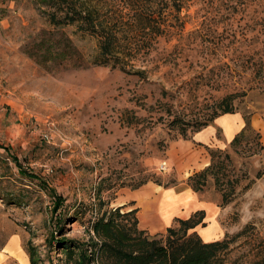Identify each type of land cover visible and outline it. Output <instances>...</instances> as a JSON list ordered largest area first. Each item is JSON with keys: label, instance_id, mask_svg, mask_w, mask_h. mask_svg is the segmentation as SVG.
<instances>
[{"label": "rangeland", "instance_id": "374dc122", "mask_svg": "<svg viewBox=\"0 0 264 264\" xmlns=\"http://www.w3.org/2000/svg\"><path fill=\"white\" fill-rule=\"evenodd\" d=\"M188 2L184 20L166 18L174 29H121L124 51L139 47L121 70L56 64L49 9L36 0H0V246L17 232L16 250L25 254L32 245L40 263L56 264L57 239H86L99 198L110 208L127 202L138 218L140 206L126 193L156 191L188 202L170 206L166 217L156 206L153 222L138 218L141 229L164 233V222L177 226L203 210L196 228L204 240L251 225L230 242L227 264H263L264 0ZM62 31L86 59L96 52L95 36ZM224 107L251 129L236 142L205 147L208 164L196 171L204 183L194 191L200 177L189 180L187 172L193 175L200 155L189 142ZM230 118H222L228 137L236 127ZM209 226L218 232L204 238ZM14 251L0 255V264L21 261Z\"/></svg>", "mask_w": 264, "mask_h": 264}, {"label": "trees", "instance_id": "16d2710c", "mask_svg": "<svg viewBox=\"0 0 264 264\" xmlns=\"http://www.w3.org/2000/svg\"><path fill=\"white\" fill-rule=\"evenodd\" d=\"M37 4L49 9L46 11L49 22L56 26V64H71L74 68L90 65L118 67L127 70L126 53L121 43V29H174L166 19L176 14L183 20L189 16L188 0H36ZM184 12L182 13V10ZM182 15V16H181ZM72 26L77 31L95 36L96 52L88 60L73 44L62 29ZM43 60L52 58L49 48H45ZM228 107L222 112L232 113ZM215 115L214 117L218 116ZM245 125L233 137L230 143L238 141L245 131L251 129L249 121L243 118ZM208 125L202 122L200 127ZM12 160L20 168L16 157ZM200 177L201 181L191 184L194 191L201 190L204 173L194 172L189 180ZM145 183L135 184V188ZM60 198V197H59ZM56 199L54 212L60 208ZM137 208L127 209L126 204L110 208L102 199H98L97 216L86 230V239H74L60 236L57 246L60 257L56 264H227L223 254L230 242L242 235L251 225L228 237L227 235L211 241H204L196 232V227L204 218L203 210H198L186 219H178L177 226H168L164 233L151 234L138 226ZM205 219V218H204ZM205 227L206 223H202ZM57 231L63 225L57 222ZM61 234V233H60ZM26 252L30 264H42L35 248L28 245ZM264 264V261H263Z\"/></svg>", "mask_w": 264, "mask_h": 264}, {"label": "crops", "instance_id": "0c3cea01", "mask_svg": "<svg viewBox=\"0 0 264 264\" xmlns=\"http://www.w3.org/2000/svg\"><path fill=\"white\" fill-rule=\"evenodd\" d=\"M226 115L233 117V118H230V120L232 121V123L236 124V127L234 128L233 132L231 133V135L229 137L227 136V132L225 130V127H224V124L222 121V118L225 117ZM244 125H245V122H244V119H243L241 114H239V113H226V114H221V115L217 116L215 118L213 124L207 125L203 129L197 131L192 136V140H190L189 144H190V146H194L193 147L194 150H196V152L200 156L197 157V159H199V160H197L198 166L196 168H194V170H192L191 172L199 171V170L203 169L208 164V161H207L208 157H207L206 148H205L206 146H211V144H213V141L215 142L214 144H217L218 146L221 144H224V143H226V144L230 143V141L233 139V137L243 128ZM216 126H219L222 128V131H223L222 139H217L215 137V132H216L215 127ZM189 174H190V172H187V176H189ZM132 191H134V190H132ZM154 192L156 193V191H152L150 193L154 194ZM126 194H127V198H129V199H127L128 201L129 200H135L136 204L138 206H140V210H138L139 215L141 214V212L144 208L145 203L142 202V198L144 197V195H146V199H147L146 201L151 202L153 200V205H152L153 207L152 208L155 212L156 199L154 198L153 195L151 196L148 194H142V195L136 196L135 193L130 192V191L127 192ZM126 203L127 202L123 201L120 205L126 204ZM201 206H203V205H201ZM216 219H217V217H216ZM217 221H218V219H217ZM163 224H165V226L167 227L168 226L167 224H169V223L164 222ZM195 230L198 233L197 228ZM17 236H18L17 232H12L10 234L6 243L4 245L0 246V255H4V256L8 257L9 252L15 250L14 252H16V255L18 257H20V259H21V261L16 259L17 264H30L28 254L27 253L24 254V251L20 252V251L16 250L17 249L16 246H14V244H11L12 242L13 243L15 242L16 238H18ZM223 236H224V231H222L220 234H218L214 238L206 239V240L202 239V240L211 241V240H215V239H220Z\"/></svg>", "mask_w": 264, "mask_h": 264}, {"label": "bare ground", "instance_id": "6f19581e", "mask_svg": "<svg viewBox=\"0 0 264 264\" xmlns=\"http://www.w3.org/2000/svg\"><path fill=\"white\" fill-rule=\"evenodd\" d=\"M148 195H153L154 198L156 199V206L160 205L159 208L162 209L163 213H164V217H166V213L168 208L171 206H175L178 205L180 202H183V200H185V202H188V198L184 197L182 199V195H173V194H166V195H161V197H158V192H154V194L150 193ZM150 196V197H151ZM146 195L142 198V202L145 203L144 204V208L141 212V214L139 215V221L140 223L145 222V221H149V222H153V219H155L154 217V210H153V200L151 202L146 201ZM182 200V201H181ZM141 202V203H142ZM156 210V209H155ZM160 223V222H159ZM218 232V230L216 228H214L213 226H209L207 228H205L202 232L201 235L205 238L207 237H211L216 235V233Z\"/></svg>", "mask_w": 264, "mask_h": 264}]
</instances>
